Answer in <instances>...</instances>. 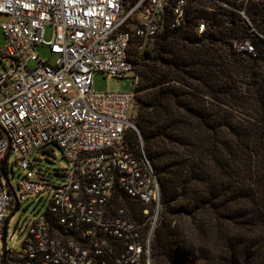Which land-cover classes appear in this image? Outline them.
<instances>
[{"label": "built area", "instance_id": "1", "mask_svg": "<svg viewBox=\"0 0 264 264\" xmlns=\"http://www.w3.org/2000/svg\"><path fill=\"white\" fill-rule=\"evenodd\" d=\"M125 3L0 0L5 37L0 61L10 62L0 70V264L4 224L15 201L1 173L10 141L13 164L24 171L21 192L46 197L50 206L25 225L21 248L7 251L5 264H143L145 259L151 264V240L162 212L160 185L142 142V157L126 142L129 130L139 134L133 113L135 51L189 19L198 36L212 26L243 27L230 38L239 54L256 57L254 39H264V0ZM48 25L55 29L50 41ZM39 44L50 48L54 64L37 54ZM95 73L131 76L133 89L95 91ZM49 143L69 162L64 184L44 179L28 158ZM122 194L142 205V222L116 205Z\"/></svg>", "mask_w": 264, "mask_h": 264}, {"label": "trees", "instance_id": "2", "mask_svg": "<svg viewBox=\"0 0 264 264\" xmlns=\"http://www.w3.org/2000/svg\"><path fill=\"white\" fill-rule=\"evenodd\" d=\"M234 30L198 36L189 19L135 61L139 134L126 142L138 157L142 142L162 203L151 264H264V39L256 57L239 54ZM116 205L144 220L128 196Z\"/></svg>", "mask_w": 264, "mask_h": 264}, {"label": "rangeland", "instance_id": "3", "mask_svg": "<svg viewBox=\"0 0 264 264\" xmlns=\"http://www.w3.org/2000/svg\"><path fill=\"white\" fill-rule=\"evenodd\" d=\"M133 0H126L125 6L128 7ZM2 18H0V22ZM235 31L244 32V28L237 26ZM55 29L53 26L48 25L45 31V40L50 41L53 39ZM5 45V37L2 29H0V50H3ZM152 45V39L146 41V46L142 50H136L135 61L143 54L146 48ZM37 54L43 59L51 64L55 63V55L51 54L50 48L44 45L36 46ZM4 63L10 66V62L0 61V70L4 68ZM34 66V63H31ZM138 75V71L136 70ZM94 89L98 92H131L133 89V78L131 76H126L123 78L109 76L103 73H95L93 75ZM136 99V98H135ZM137 103H135L134 115H137ZM137 117V116H136ZM136 119V118H135ZM29 160L33 163L34 171L40 172L43 178L54 181V184H64L66 183V178L54 173L56 170H60L67 173L69 162L65 158L62 149L55 143H49L44 148L34 150L29 156ZM16 161L15 152H11L9 156V167L12 168L8 172V177L10 183L16 193L18 202L20 203L18 209L14 212L11 210L6 219L9 222L6 227V250L20 249L27 232L24 227L31 220L37 219L48 211L50 206V201L48 198L44 197L42 199L31 197L28 194L21 192L19 187V181L24 173V171L13 164ZM47 171L52 172L49 174ZM129 213V209L126 208ZM130 214V213H129Z\"/></svg>", "mask_w": 264, "mask_h": 264}, {"label": "water", "instance_id": "4", "mask_svg": "<svg viewBox=\"0 0 264 264\" xmlns=\"http://www.w3.org/2000/svg\"><path fill=\"white\" fill-rule=\"evenodd\" d=\"M11 147H12V144H11V141H10L8 153H7V155H6L5 159H4V162H3L2 167H1V173L3 175V178L9 183V186L11 184H10L9 179L7 177V174L5 172V166L7 164V161H8L9 155H10ZM10 189H11V191L13 193V196L16 199V193H15V191L11 188V186H10ZM16 210H17V205H16L15 210L13 211V213L10 215V217L14 214V212ZM10 217L8 219H6L5 224H4V229H3V240H2V242H3V248H4V251H3V264H5V261H6V254H7V250H6V227H7V224L9 222Z\"/></svg>", "mask_w": 264, "mask_h": 264}]
</instances>
